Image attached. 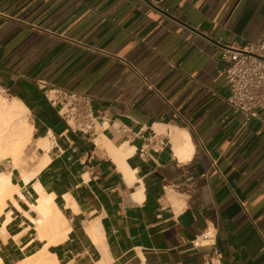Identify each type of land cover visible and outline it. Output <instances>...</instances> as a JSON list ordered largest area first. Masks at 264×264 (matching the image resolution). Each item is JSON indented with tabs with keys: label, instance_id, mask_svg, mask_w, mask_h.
Returning <instances> with one entry per match:
<instances>
[{
	"label": "crops",
	"instance_id": "1",
	"mask_svg": "<svg viewBox=\"0 0 264 264\" xmlns=\"http://www.w3.org/2000/svg\"><path fill=\"white\" fill-rule=\"evenodd\" d=\"M260 42L264 0H0V93L51 144L37 176L10 175L0 264L47 246L58 264H264V109L229 105L220 60ZM52 87L93 98L92 137L65 126ZM39 188L65 236L32 207Z\"/></svg>",
	"mask_w": 264,
	"mask_h": 264
},
{
	"label": "built area",
	"instance_id": "2",
	"mask_svg": "<svg viewBox=\"0 0 264 264\" xmlns=\"http://www.w3.org/2000/svg\"><path fill=\"white\" fill-rule=\"evenodd\" d=\"M220 50L230 92L227 102L248 119H258L259 110L264 109V42L249 43L243 48L221 47ZM45 96L72 133L86 138L94 135L98 117L91 96L55 87L45 88ZM164 145L160 142L161 147ZM145 153L144 149L141 150L142 155ZM214 240L215 235L207 229L201 232L193 245H210ZM202 264L224 263L214 254Z\"/></svg>",
	"mask_w": 264,
	"mask_h": 264
},
{
	"label": "bare ground",
	"instance_id": "3",
	"mask_svg": "<svg viewBox=\"0 0 264 264\" xmlns=\"http://www.w3.org/2000/svg\"><path fill=\"white\" fill-rule=\"evenodd\" d=\"M28 116L29 110L21 101L18 99H12L11 101H8L7 99L0 97V162L8 161L6 171L0 172V215L4 212V209L8 205V201L16 204L13 196L16 192H18L19 188L11 183L10 175L12 171H19L21 176L20 178L24 179L25 182H28L32 179V177L37 176L51 160V157L46 154L45 156L43 155L40 157L38 162L36 161L37 163H34V155L41 152L47 153L51 144L47 138H35L33 129L34 127L29 124ZM104 143L107 145L108 149L115 151L111 143L107 141ZM32 145H34L35 148L33 157L26 154L27 149ZM128 170L129 169H126V179L129 183H133L137 179H135L133 175H128ZM40 190L42 189L39 188V191ZM44 194L45 193H42V191L37 194V205L32 207L39 210H43V207H48L49 210H52L53 228L58 232V234L63 233L62 235L65 236L68 230L66 222L63 220L64 218L60 216L61 213L57 212L53 204V199L51 197H47ZM42 214L43 216H46L45 219L49 218L45 213ZM46 224L48 225L49 223L47 222ZM40 226L42 227L44 225L40 224ZM42 229H39L40 232H42ZM60 230L62 233L59 232ZM45 231H43V233ZM42 236L43 235L41 234V237ZM49 258L47 246L36 255L27 258L20 264H58L56 260L53 259V262L50 263Z\"/></svg>",
	"mask_w": 264,
	"mask_h": 264
},
{
	"label": "rangeland",
	"instance_id": "4",
	"mask_svg": "<svg viewBox=\"0 0 264 264\" xmlns=\"http://www.w3.org/2000/svg\"><path fill=\"white\" fill-rule=\"evenodd\" d=\"M0 97H2V98H4V99H7L8 101H11V98H8L7 96H5V95H2L1 93H0ZM28 122H29V124L32 126V122H31V120H30V116H28ZM103 142H105V141H103ZM34 151H35V148H34V145H32V146H30L28 149H27V151H26V154L27 155H29V156H31V157H33V153H34ZM36 156V157H35ZM40 159V155L39 154H35L34 155V163H37L38 162V160ZM37 161V162H36ZM6 164V165H5ZM8 165V161H3V162H0V172H2V171H4L5 169H6V166ZM49 262L50 263H52L53 261H52V257H51V255H49Z\"/></svg>",
	"mask_w": 264,
	"mask_h": 264
}]
</instances>
